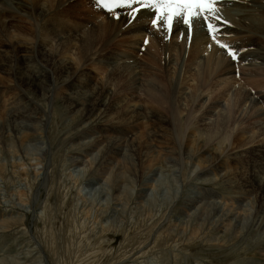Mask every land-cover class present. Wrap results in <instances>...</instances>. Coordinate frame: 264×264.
Segmentation results:
<instances>
[{
	"label": "rangeland",
	"instance_id": "1",
	"mask_svg": "<svg viewBox=\"0 0 264 264\" xmlns=\"http://www.w3.org/2000/svg\"><path fill=\"white\" fill-rule=\"evenodd\" d=\"M90 1L21 0L27 9L22 10L12 0H2L0 12L10 15V10L12 15L9 19L0 16V49L4 41L30 44H36L41 38L49 41L41 32L42 20L35 14L36 6L48 12L57 10L53 14L56 19L53 15L52 19L57 21L63 17L61 20L68 27L75 20H83L88 22L87 26L99 28L104 19H117L116 13L110 14L100 6L99 0ZM248 9L245 19L254 25H264V14ZM58 10L66 12L61 14ZM242 11L238 9L239 13ZM103 13L107 15L101 16ZM123 13L130 18L129 10ZM142 21L145 27L154 28L149 18ZM196 22L202 25V20ZM68 34L49 43V49L58 58L76 67L75 80L67 87L86 91L95 83H104L108 68L98 66L100 64L91 58L99 54L105 57L108 50L100 51L96 46L90 55L79 60L78 42ZM121 35L116 38L119 46L109 49L110 52L119 57L131 54L135 62L149 64L144 51L152 38L148 34L143 38L132 36L126 48ZM229 39L222 37L224 42ZM177 40L180 38L173 39ZM192 49L185 46L184 52L181 50L183 54L176 59L172 54L177 61L165 67V71L176 76L184 63L189 62L192 72L196 69L192 64L195 58L189 60V57L195 55L200 67H205L212 50L196 48L197 52L192 54ZM220 53L216 60L227 69L235 70L237 80H230L228 76H225L229 79H224L226 81L218 77L213 80L205 74L193 105L186 101L192 81L183 86L179 84L185 90L175 93L178 100L175 115L183 117V123L188 119L180 128L182 133L167 126L172 123V117L163 111L162 103L156 104L146 96L143 84L149 83L156 89L163 86L157 69L146 72L138 63L133 67L134 63L127 61V72L123 71L121 76L114 72L107 78L111 82L109 96H113L110 100L116 98L113 90L120 91L127 81L125 92L132 91V99L129 100L128 95L125 102L122 101L127 103L128 100L131 106L126 113L131 114L133 104L142 106L147 113L128 118L121 109L120 113L103 118L95 113L94 117L98 118L93 121L85 120L84 111L71 107L65 97L70 89L66 85L52 80L43 85V90L34 92L20 85L15 77L0 72V264H264V175L258 174L260 192L247 191L246 187L252 175L248 170L246 148H255L264 141L261 132L264 128V63L243 64L233 61L226 51ZM26 55L31 62L29 68L40 66L41 63L33 59V53ZM14 68L11 65L10 70ZM50 74L55 76L52 67ZM222 81L229 84L228 96H225L228 100L220 97L218 103L222 106L215 108L210 103L219 96L220 87L225 84ZM119 83L121 87L117 86ZM247 95L250 99L243 104V96ZM164 100L171 103V98ZM25 104L35 108L32 119L27 112L10 117L13 110L18 111ZM115 107L114 112L121 108L119 104ZM114 120H118L117 123ZM202 123L210 125L211 137L206 136ZM248 136L256 138L247 143ZM115 141L122 143L117 147L123 149L119 155L112 152L110 157L106 150ZM206 151L221 161L218 163L227 166L212 167ZM226 152L232 153L226 156ZM229 157L228 163L222 160ZM205 168L207 175H203ZM200 170L201 175H198ZM235 174L240 176L235 178ZM197 195L202 196V202L189 208L190 199Z\"/></svg>",
	"mask_w": 264,
	"mask_h": 264
},
{
	"label": "bare ground",
	"instance_id": "2",
	"mask_svg": "<svg viewBox=\"0 0 264 264\" xmlns=\"http://www.w3.org/2000/svg\"><path fill=\"white\" fill-rule=\"evenodd\" d=\"M0 2L2 3V0H0ZM12 2L15 4L16 7L20 8L22 10H27L26 7L22 4L21 0H12ZM90 4H92V3H90ZM75 7H77V6H73V8H75ZM78 7H80V6H78ZM217 7L219 8L220 11H222V12H220L221 18L224 17V19H221L220 21L217 22V24L221 28V31L218 34V38L222 40V37H230L229 41L226 43H229L230 45H235L239 49L243 50L239 54L240 59H238V62H244L243 64L247 63L249 65L263 64L264 63V25H254L251 22H249L248 20H246L245 17L249 14L250 9H248V8L256 9L259 11L260 14H264V0H220V3H218ZM238 9H243L242 13H239ZM123 10H128V9L114 10L113 12H115L116 14L119 13V18L113 19V20L106 18V19H104V22L102 24H100L99 28H93L91 26H87L88 22H84L83 20L82 21L84 23H82V21L80 22L79 20H75L73 22L74 24L70 23L71 25L68 27V24L66 26L64 21L61 20L63 17L57 18L58 19L57 21H54V19H52V15L57 10L55 11V9H53L52 11L48 12L42 6H36L34 8L35 14L38 17H40V19L42 20L41 32H42L43 36L49 38V41H45L44 38H41L39 41L36 42V44L35 43L30 44L26 41H20V42L15 41V42H9V43H6L4 41L2 44V48L0 49V72L4 73L6 76L8 75V76L15 77L18 81H20V85H23L26 89H28V90L31 89V91H34V92H40L41 90H43V85L47 82H51L52 80L58 81L60 84L66 85V87H67L69 85V83L74 79L73 77L77 74L76 70H75L76 67L72 66L69 61L64 60V59L62 60V59L58 58L57 54L49 49V43H54L55 40L62 34H65L66 36H68L69 35L68 33H70L72 38L76 39V41L78 42V50H79L78 59L79 60L85 59L86 56H88V53L90 55L92 50L96 46H98V49L100 51H104V50L107 51L108 50L107 51L108 53L105 57H103L102 54H99L98 56L95 55V56H92L93 58H91L92 60H95V62L100 64L98 66H105V68H108L109 71L106 75V78H105L106 80L104 83H101V84L95 83V85L92 84L94 86L90 87L91 89H87L86 91H83L81 89H76L77 87H75V88H73L71 86L67 87V88H70L68 91H66V95H65L67 101L71 104V107L74 110L84 111L85 120L93 121V119L95 118L94 117L95 113L98 115V117L102 116V118H103V116H108L109 114L113 115V113H120L121 109H123V112L125 110L124 113L127 115L128 118L129 117L134 118L136 116H142L143 114L147 113V111H145V109L142 106H137L134 104H133L132 108L129 110L131 112V114L126 113V111H128V108H130L131 106H129L128 100H127V103H122V101L124 99H126L128 95H130L128 97V99L129 100L132 99V97H131L132 91L130 90L131 91L130 93L125 92L126 89L128 88V85H129V83L128 84L126 83L127 81L124 83L122 82L123 85H122V89L120 91L116 92L117 89L113 90V91H115L117 96L115 95L116 98L114 97L115 99L110 100L113 98V96H111L112 98H110V96H109V89H111L109 87H110L111 82L107 81L108 80L107 78L111 77V74H113L114 72H116L117 76H121L123 71L127 72L128 65L126 64V62L128 61L129 64L134 63L133 67H136V64L138 63V66H140L141 69L143 71H146V72H150V69L159 70L156 74L158 75L157 77L160 79V81L163 82V86L160 87L161 89H158V88L156 89V88H153L152 85H150L149 83L143 84V85H145L144 87H146V89H145L146 90L145 91L146 96L148 99H150L152 102H154L156 104L162 103L163 111L167 114H170L172 117V123H168L167 126H169L170 129H172L174 127L180 133H182V130L180 128H181V126H183L186 123V121L188 119L185 121V123H183L184 118L181 117L179 114L175 115L176 109L178 106V100L176 99L175 93L176 92L179 93L180 89L185 90V87H181V86L179 87V84H181L183 86L184 84L187 85V84H189L190 81H192V85L188 86L190 88V92L188 94L186 93V98L188 99L186 101L189 102L191 105H193V103H194L193 98L196 96L198 86H199V84H201L202 79H203L205 74H206V78H210V76H211L213 80H215V77H218L219 79L223 78L222 80L227 79V77H225V76L231 77L232 79H230V80H233V78H235L237 80V76L235 75V70H233V69L229 70V68L227 69V67H224L223 63L220 64V62L218 63V61L216 60V55L217 54L220 55L221 54L220 52L225 51V50L221 49L216 44L214 45V43H212V42L209 43V41H213V40L211 39L210 34L207 32L206 22L202 21V25H198V23L195 22L196 26L192 27L191 38H189L188 29L182 23V21L174 22L173 28L171 31H168L163 24H161V26H159V27L153 26L154 28L149 29V28L144 26L145 22H143L142 20L149 18V20L152 21V19L154 18V10L153 9H142L137 14L135 19L132 20L133 23L129 22L130 18L125 13H123ZM8 11H9L10 15L2 14L0 12V16H3L4 18L9 19L12 15V12L10 10H8ZM60 12L61 11H59V13ZM62 12H66V11L64 10ZM62 12H61V14H62ZM74 12L76 13V11H74ZM64 14H66V13H64ZM54 15H53V18H55ZM59 15L60 14H58V17H61V15L60 16ZM103 15H107V14L103 13L101 16H103ZM73 17H74V15H73ZM85 19H88V18L86 17ZM224 20L228 21V23L224 24L223 23ZM6 22H7V20H6ZM125 24H128V25H126L124 27ZM18 31H21V30L18 28ZM121 34H123L124 36H122ZM146 34H148L152 38L149 42V45H148L149 48L147 49V51H144V53H145L144 57L147 61H149V64L143 65V64H139V62H135L136 59L133 56H131V54L126 55L125 57H119L118 55L114 54L113 52L111 53L110 52L111 50H109L113 47L119 46L118 42H116L118 40V39H116L118 35H121V37H122L121 41H124V46L127 48L129 46V45L128 46L126 45V44H128L127 41L132 36H134V37L135 36L136 37L141 36V38H143V35H146ZM174 38H180V40L173 41ZM119 41H120V39H119ZM222 42H224V41H222ZM185 46L193 47V49H192L193 53L192 54H195L194 51L197 52V50H195L196 48H198V49L202 48V50H205V51L212 50V56L209 57V62L205 65V67L201 68L200 67L201 63L196 60L197 59L196 55L194 57L190 56L189 60H192L193 58H195L193 60V63H192L193 66L196 68L195 70L190 72L193 67L192 68L189 67V62H185L184 67L180 70V72H178L176 74V76H173L172 73L168 74L165 71V67H169L170 63H172L171 65H175V62L177 61L175 59L178 57V55L180 53L183 54ZM136 48H137V51L140 50L139 46H137V45H136ZM33 50H35L36 53ZM132 51H134V50H132ZM29 52L34 54L33 59L36 62H40L41 63V64L39 63L40 66L36 65V67H31V68L28 67L29 65H31V62L26 55ZM172 54H174L175 59H173V57L171 56ZM134 55H137V54H134ZM158 55L162 56V58L161 57L159 58ZM221 56H223V55L221 54ZM34 60H33V62H35ZM199 61H200V59H199ZM11 65L15 66V68L12 70H10ZM225 66H226V64H225ZM51 67L53 68L55 76H52L50 74ZM173 69H174V67H173ZM184 73H188V75L184 76ZM229 74H231V75L229 76ZM172 77L174 79H172ZM247 77L249 78V76H247ZM238 78H239V76H238ZM116 79H118V78H116ZM112 80H113V78H112ZM227 80H229V79H227ZM172 81H173V83H172ZM224 81H226V80H224ZM96 82H98V81H96ZM222 83H225V82L222 81ZM227 83H229V82L227 81ZM86 84H87V82H86ZM119 85H121V83H119L117 86H119ZM228 85H226V83L222 86L219 85V86H221L220 89L221 88L222 89L221 90L219 89L220 90L219 93H218V90H217V92H215V93H218L219 96H217L216 98H214L212 100V102L210 103V106L215 107V108L218 107L220 105L218 103V100L220 99V97H222L225 101L228 100L225 98L226 95L228 96V93L226 91L227 89H229ZM119 87H121V86H119ZM154 89H156V91ZM207 89H209V88H206V91H207ZM213 90H215V88ZM64 93H65V91H64ZM124 93H126V94L124 95ZM182 93H185V92L182 91ZM24 97H27V96H24ZM167 97L171 98V103L164 100V98H167ZM177 98H178V96H177ZM248 98H249L248 95L246 97L243 96V100H242L243 104L245 103V100H247ZM241 99H242V97H241ZM233 100H235V99H233ZM236 101H237V99H236ZM236 101H234V102H236ZM240 101L241 100L239 99L238 102H240ZM256 101L259 102L258 100H256ZM25 102H27V101H25ZM124 102H125V100H124ZM116 104H119V107H121V108L118 109V107H117L118 110H116L114 112V110L116 108L115 107ZM172 104L175 105L174 108L172 107ZM205 105H206V102H205ZM221 106H222V104L220 105V107ZM22 108H26V109L24 111H22ZM22 108H19L18 111H16V109L13 110L9 114L10 117L16 118L17 116H23L27 112L29 117L32 119L33 118V110H35V108L33 107L34 109H32L29 104H25V106L22 105ZM212 109H214V108H212ZM237 109H238V107H237ZM181 111H183V110H181ZM148 113H151V112L148 111ZM201 114H203V113H200V115ZM151 115L156 116L153 113H151ZM239 116H241V115L239 114ZM116 117H117V115H115V118ZM157 117H161V116L158 115ZM97 118H95V120ZM198 118H200V117H198ZM201 120H198L197 122H200ZM204 120H206V119H203L202 122ZM117 121H115V122L117 123ZM112 125H114V124H112ZM117 126L120 127V125H117ZM201 126H202L201 128L204 129V131L206 132L205 133V134H207L206 136L211 137L212 136V130H211V127H209L210 125L208 126V125L202 123ZM118 127H117V130H118ZM194 127H195V125H194ZM197 128H199V125H197ZM261 132L264 133V128L261 129ZM240 134H241V136H243V131H241ZM119 138L120 137H117V139H119ZM255 138H256V136H250V137L248 136V137H246V142L248 143L249 141H251L252 139H255ZM122 139L125 141L124 136ZM108 140H110V139H108ZM113 140H114V138H113ZM214 140H212V141H214ZM173 141H174V139H173ZM187 142H188V140H187ZM192 142H195V144H196V141H192ZM212 143H214V142H212ZM114 144H115V146H114ZM114 144L110 145L108 147V149L106 150V153H108V156H110V157H112V155H110L112 152L113 153L116 152L117 154L118 153L120 154V150L123 149V148L118 149V147H117V146L120 147V145L122 143L115 141ZM219 144H220V142H219ZM103 145H104V143H103ZM113 147H115V149H112ZM193 147H194V144H193ZM196 147H195V150H197V152H198V149H196ZM188 148H189V145H188ZM191 149L194 150L193 148H191ZM191 149H189V150H191ZM221 149H224V148H221ZM207 152L208 151H206V153ZM246 152L248 153V158H246V161L248 164V170L252 171L250 173V175L251 174L252 175L250 177L248 176L249 177L248 183H246L247 191L258 193L261 191L259 188V184L261 181H260L258 174L264 175V141L262 143H260L255 148H252V149L246 148ZM121 153H122V151H121ZM231 153L232 152H230V155H231ZM193 154H195L194 151H193ZM197 154H199V153H197ZM230 155H229V153L227 154V152H226V156H230ZM208 156H210L208 158L209 161L211 159V161L209 163L212 164V167L215 166L214 167L215 169L216 168L218 169L219 166H222V165L227 166V164L218 163L221 161H218L216 159L217 157L214 155H211V153L209 155V152H208ZM188 158H190V156H188ZM226 159L227 158L222 159V160H225L224 162L228 163V160H230L231 157H229L227 160ZM188 160L190 161V159H188ZM203 161H205L204 158H203ZM234 161H235V158L233 160H231V162H234ZM204 170H205V172L203 173V175L209 174V173H207L208 170H206V168ZM235 171H233V172H235ZM197 172H198V170H197ZM200 172H202V170L199 171L198 175L200 174ZM216 173H214V174H216ZM180 174H181V172H180ZM195 175H193V176H195ZM238 175L240 176V174H235V178ZM245 180L246 179H244V181ZM241 181H243V180L241 179ZM196 186L198 187V185H196ZM196 186H194V187L196 188ZM239 188H240V186H239ZM245 188L243 187V189H245ZM207 191H209V190H207ZM263 194H264V192H263ZM211 195H212V193H211ZM206 198H208V197H206ZM202 199H203L202 196H198V195L193 196L192 199H190L189 208H192L193 206H195V204L200 202ZM230 199H232V198H230ZM199 204H201V203H199ZM185 207H187V206H185ZM229 220H231V219H229ZM151 258L153 259L155 257H151Z\"/></svg>",
	"mask_w": 264,
	"mask_h": 264
},
{
	"label": "snow or ice",
	"instance_id": "3",
	"mask_svg": "<svg viewBox=\"0 0 264 264\" xmlns=\"http://www.w3.org/2000/svg\"><path fill=\"white\" fill-rule=\"evenodd\" d=\"M218 3L220 0H99L100 6L110 14L117 9H128L130 23L142 9H153L152 25L159 27L163 24L168 31L172 30L174 22L182 21L188 29L189 38L193 24L202 20L206 22L207 32L215 44L225 50L233 61H237L243 50L218 38L221 28L217 22L222 19L218 14ZM115 18H119V13ZM223 23L227 24L228 21L224 20Z\"/></svg>",
	"mask_w": 264,
	"mask_h": 264
}]
</instances>
